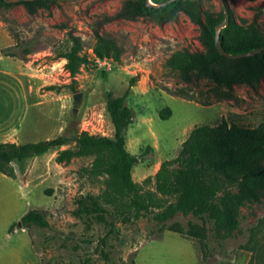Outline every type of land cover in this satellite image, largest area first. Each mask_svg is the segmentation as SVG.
Segmentation results:
<instances>
[{"label":"rangeland","instance_id":"obj_1","mask_svg":"<svg viewBox=\"0 0 264 264\" xmlns=\"http://www.w3.org/2000/svg\"><path fill=\"white\" fill-rule=\"evenodd\" d=\"M122 1L59 0L36 16L27 15L21 7L0 16V138L11 130L12 140L23 144L63 136L70 139L59 149L65 150L75 147L71 139L81 132L112 137L106 101L126 94L132 124L125 146L139 159L132 168V180L142 184L148 179L144 189L155 191L154 177L161 163L177 157L195 127L224 121L253 129L264 123V79L252 86L225 87L199 69H169L166 62L173 54L207 50L199 38L200 27L182 11L176 20L141 16L106 24L103 31L124 51L102 47L93 34L96 21L115 13ZM147 2L154 5L153 0ZM223 2L229 21L238 25L251 23L258 13L264 35V0ZM181 6L203 23L212 20L218 25L225 19L220 0H183ZM11 34L31 40V49L41 50L24 61L3 55L1 51L15 45ZM74 45L77 61L71 75L62 56ZM12 53L21 55V49L14 48ZM259 55L264 56V51ZM230 66L222 60L209 69ZM179 89L190 100L174 96ZM78 93L81 97L76 103L73 97ZM165 107L171 116L162 121L158 113ZM59 150L13 164L15 179L0 174V264L249 263L250 231L264 220V195L260 203L250 201L240 208L239 229L230 236H216L211 223L203 224L190 214L178 213L166 223H179L186 229L191 222L201 228L209 246L205 258L197 239L169 231L151 215L128 222L112 215H104L103 220L76 217L75 200L101 194L105 179L81 173L93 157L57 163ZM31 209L45 213L47 227H14L9 232ZM261 234L254 240L259 241Z\"/></svg>","mask_w":264,"mask_h":264},{"label":"trees","instance_id":"obj_2","mask_svg":"<svg viewBox=\"0 0 264 264\" xmlns=\"http://www.w3.org/2000/svg\"><path fill=\"white\" fill-rule=\"evenodd\" d=\"M164 1L153 0L154 6L147 5V0H123L113 14H105L96 21L94 37L102 47L123 52L124 47L106 31L103 26L120 20H136L141 16H157L160 20H176L178 12H186L191 20L200 27V40L207 46L205 52L175 53L166 62L171 70L199 69L213 79L217 85L231 87L236 84L249 86L264 79V56L255 55L239 60H231L219 55L214 45L217 21L203 23L192 17L181 6L183 0L167 6H156ZM194 1V0H193ZM59 0H0V16L15 7H21L29 16H36L40 11H48ZM222 12L223 9H222ZM221 15V12H220ZM5 20V19H4ZM102 31V32H101ZM15 45L1 53L8 57L24 61L26 56L41 49H31L32 41L21 39L11 34ZM220 45L228 53L239 55L250 52L264 45V35L258 23V13L252 22L238 25L229 21L220 32ZM14 48L21 49V55L12 53ZM76 45L70 53L62 56L71 75L75 73ZM232 63L228 68L209 69L219 61ZM134 82V79L131 81ZM49 90H54L50 87ZM174 96L190 100L184 89L176 90ZM126 94L117 98H108L105 111L113 128L112 137L90 135L81 132L71 139L73 149L59 150L70 139L59 136L36 143L16 144L0 143V174L15 179L13 164H19L49 151L59 150L57 163L71 159L93 157L89 167L81 170L84 177L104 178L105 190L101 194L84 195L75 200L76 217L104 215L114 216L124 222L151 215L153 220L169 231L197 239L199 250L206 258L209 254L207 236L201 228L189 222L184 229L179 223L167 226L166 223L178 213L192 215L204 223H211L216 236H230L239 229L238 214L246 202L260 203L264 195V123L256 128H241L221 122L216 126H198L181 144L176 158L161 163L155 174V191L145 190L146 179L142 184L132 180L131 171L138 163V157L126 150V133L132 124V111L126 106ZM162 121L171 116L168 107L158 113ZM24 229L45 228V213L31 209L11 226ZM261 229V231H260ZM250 253L248 264H264V220L251 229ZM261 234L259 241L254 240Z\"/></svg>","mask_w":264,"mask_h":264},{"label":"water","instance_id":"obj_3","mask_svg":"<svg viewBox=\"0 0 264 264\" xmlns=\"http://www.w3.org/2000/svg\"><path fill=\"white\" fill-rule=\"evenodd\" d=\"M175 1H177V0H167L164 3L160 4V6H162V7L167 6V5H169ZM220 1L222 4V9L224 11L225 19H224L223 23L218 24L215 28L214 45H215V49L217 50L219 55H221L222 57L227 58V59L239 60V59H243V58L252 57V56L258 55L261 52H263L264 51V45L259 47V48L254 49L250 52L239 54V55L230 54V53L226 52L221 47V45H220V32H221V29L224 28L228 24L229 18H228V11H227V8H226L223 0H220ZM147 5H150V4L147 2ZM150 6H154V5H150ZM80 97H81V95L78 93V94L74 95L73 99L77 103L80 100Z\"/></svg>","mask_w":264,"mask_h":264},{"label":"crops","instance_id":"obj_4","mask_svg":"<svg viewBox=\"0 0 264 264\" xmlns=\"http://www.w3.org/2000/svg\"><path fill=\"white\" fill-rule=\"evenodd\" d=\"M25 101L27 102V98L25 99ZM28 106V105H27ZM6 142H13V143H16V144H23L21 142H16L14 140H12V130L10 131L9 135L8 136H5L3 138H0V143H6ZM25 144V143H24ZM4 176V175H3Z\"/></svg>","mask_w":264,"mask_h":264}]
</instances>
